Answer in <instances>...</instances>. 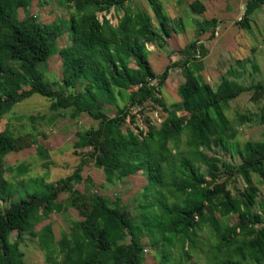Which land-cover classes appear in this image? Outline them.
I'll use <instances>...</instances> for the list:
<instances>
[{"label":"trees","instance_id":"trees-1","mask_svg":"<svg viewBox=\"0 0 264 264\" xmlns=\"http://www.w3.org/2000/svg\"><path fill=\"white\" fill-rule=\"evenodd\" d=\"M57 1L69 18L46 24L32 16L18 19L19 0H0V119L32 95L48 100L50 111L86 114L97 125L78 135L73 148L86 150L82 158L101 169L105 184L141 172L144 190L158 198L154 204L140 206L143 213L136 220L97 192L79 193L75 185L81 182V158L64 178L40 181L37 191H13L3 177L4 157L35 141H25L28 135L12 139L0 132V264H24L18 244L27 233L36 237L49 264H120L127 258L130 264H142L145 246L137 243L141 236L153 250L154 264H175L173 248L178 264L188 262L191 254L195 264L200 258L205 264L264 263V219L253 212L258 189L251 180L254 175L257 183L264 181V131L262 139L238 146L232 142L236 130L225 116L229 102L241 94L264 99V83L235 81L240 61L226 69L214 89L197 75L202 68L199 60L206 54L198 39L206 27L216 28L218 21L195 22V38L180 51L194 73L181 85V107L186 114L181 119L167 111L160 94L169 68L155 75L147 61L146 46L159 50L172 32L182 30L180 21L168 26L170 20L160 0H145L148 12L128 6L126 0ZM38 2L46 4V0ZM187 7L195 16L204 12L199 0ZM262 7L264 0H246L235 24L249 30L250 16ZM63 33L69 44L58 51L61 79L51 83L39 66L45 64ZM252 70L257 71L256 65ZM157 109L165 113L158 124L150 118ZM24 119L35 121L32 116ZM257 122L264 126V102ZM182 133L186 148L178 151ZM35 150L38 155L43 152L38 145ZM220 153L235 154L238 165L222 160ZM219 166L226 178L214 183ZM200 167L205 171L200 172ZM15 172L21 176L26 169L19 166ZM235 176L244 187L232 195L226 185ZM164 192L178 201L166 205ZM61 195H66L64 203L57 201ZM155 205L158 212L149 215ZM68 208L81 219L71 223L57 241L49 224L33 235L35 225ZM228 216H236V221H221ZM202 232L210 240L205 250L198 237Z\"/></svg>","mask_w":264,"mask_h":264},{"label":"rangeland","instance_id":"rangeland-1","mask_svg":"<svg viewBox=\"0 0 264 264\" xmlns=\"http://www.w3.org/2000/svg\"><path fill=\"white\" fill-rule=\"evenodd\" d=\"M128 6L132 8H141L148 12L145 6V0H126ZM193 0H181L179 3L175 0H160L164 13L170 20L168 26L176 21H180L181 31H174L166 39L164 47L157 50L154 47L146 46L147 61L155 75H159L168 67L167 78L165 79L160 94L167 111L176 114L179 118L185 119L186 114L181 107V85L184 80L194 74L190 69V62L180 54L184 46L195 38V22L201 20L215 19L218 21L217 27L212 29L205 28L203 35L198 39L206 50V54L199 60L202 68L197 75L208 84L212 89L221 81L224 72L234 61L242 62L241 68H235L239 78L235 81L242 85L250 83H264V7L260 8L250 16L249 30L240 29L235 22L241 18L245 0H199L205 7L204 12L199 16L190 14L187 5ZM20 8L17 11L18 19L28 16L34 17L41 23H50L54 20L59 22L67 21L69 12L59 6L57 0H46L45 5H40L38 0H19ZM114 24V22H113ZM212 34V38L209 35ZM69 44L67 34L63 33L56 40V43L47 57L45 64L39 66L44 75V79L51 83L59 82L61 79L62 59L58 55L59 49ZM244 63V61H246ZM252 65H256L257 71L252 70ZM155 82L153 81L152 84ZM263 98L251 99V93L239 95L228 104L225 116L229 120L232 128L236 130V135L232 142L241 146L245 141L260 140L264 131V126L258 124V109L263 104ZM48 100L32 95L29 98L16 104L11 111L0 119V132L7 134L12 139L28 135L24 140L35 141V145L21 150L17 153H10L4 157L3 177L10 183L13 191L29 192L40 189V181L44 183H53L71 173L73 168L79 163L80 158L84 161L81 169V182L75 185V189L81 194L97 192L111 202L112 207H119L126 210L130 217L139 220L143 210L140 206L146 203H155L156 197L151 191L145 189V179L143 173H137L134 176L124 178L120 181H114L108 185L104 183V177L101 169L93 166L89 159L82 158L84 151L75 150L74 143L77 136L90 128H95L97 123L86 114L72 116L70 110L50 111L48 109ZM135 112V110H132ZM113 112L109 114L112 116ZM34 117V123L27 122L24 118ZM165 113L160 109L150 114L153 123L158 124ZM185 133H182L178 140V151L186 148L184 146ZM41 146L43 152L41 155L36 153L35 147ZM222 160L236 166L239 159L235 154L225 155L220 153ZM232 157V158H229ZM23 166L26 173L17 176L15 168ZM205 167H200V172H204ZM226 178L224 169L219 166V171L214 174L212 181L221 183ZM251 180L258 189L253 212L259 213L264 219V181L257 183L258 179L252 175ZM168 183V180H167ZM103 186L99 188V186ZM227 189L233 194L243 189V184L238 177L229 180ZM162 202L171 205L177 200L171 196H166ZM145 196V197H143ZM66 195L58 197L57 201L64 203ZM181 202V201H180ZM157 206L148 210L149 215L158 212ZM77 213L68 208L58 214H50L47 219L42 220L34 226V234L44 225L49 224L53 241H57L60 234L68 232L71 223L80 220ZM222 222L233 223L236 216H228L221 220ZM200 248L205 250L210 240L208 235L202 232L198 235ZM14 234L11 235V240ZM137 243L144 245V260L142 264H154L153 250L149 249L147 238H137ZM18 250L22 253L24 264H49L45 261L44 253L38 245L36 237L25 234L22 241L18 244ZM172 262L178 264L179 255L173 248L170 249ZM195 254L199 255L196 250ZM130 258L120 264H130ZM194 254L185 264H195ZM205 264L203 258L197 262ZM264 264V263H259Z\"/></svg>","mask_w":264,"mask_h":264},{"label":"crops","instance_id":"crops-1","mask_svg":"<svg viewBox=\"0 0 264 264\" xmlns=\"http://www.w3.org/2000/svg\"><path fill=\"white\" fill-rule=\"evenodd\" d=\"M246 1V0H245ZM245 1H244V3H245ZM205 8V7H204Z\"/></svg>","mask_w":264,"mask_h":264}]
</instances>
